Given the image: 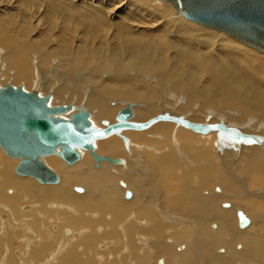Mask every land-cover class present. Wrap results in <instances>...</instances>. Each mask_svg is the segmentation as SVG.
Masks as SVG:
<instances>
[{
  "label": "bare ground",
  "instance_id": "obj_1",
  "mask_svg": "<svg viewBox=\"0 0 264 264\" xmlns=\"http://www.w3.org/2000/svg\"><path fill=\"white\" fill-rule=\"evenodd\" d=\"M74 1L81 3L82 0ZM7 2L11 0H0V6H6ZM159 2L165 4L152 9L141 3V0H108L112 12L110 15L114 18H119V10L125 11L133 7L151 18V24L144 26L145 31L141 32L131 30L142 28L134 23L129 27L119 28L120 38H139L134 39L133 42H124V51L129 56V60H124V63L119 52L109 54L107 61L113 64L115 76L116 72H119L118 80L115 76L108 77L115 78L113 85L105 86L93 75L91 93L84 98L86 102L82 103L84 106L81 107L89 113L91 124L101 128L102 120L107 121L108 124L114 123L117 111L122 108L121 106L130 103L133 104L130 122L143 123L167 112L170 117H180L184 121L188 119L192 124L223 123L225 126H235L246 135L255 133L264 135V123H262L264 119H259L264 118V81L261 79L259 69L264 61L254 58V53L233 45L217 33L246 46L232 36L186 20L167 0H159ZM153 10L157 14L150 16ZM28 17L35 29L36 15L29 10ZM85 21L89 33L95 36L98 24L93 19ZM187 22L206 30L197 29L198 27ZM157 27L161 29L156 30ZM141 37L150 40H153V37L162 40L171 38L172 40L165 42V46L175 51L176 62L155 60L152 57L154 47L143 42L144 38ZM0 40L4 43L11 41L4 32H0ZM89 42L90 40L79 49L74 50L72 47L68 51L67 45H63L60 48L62 57L67 60L71 51L75 54H91L92 57L94 54L96 57L93 59H100L105 49L98 46L91 49L92 47L88 45L93 41ZM20 44L17 39L10 44L14 47L13 63L19 75L14 77L16 82L26 78L29 73L24 58L25 49ZM31 45L33 43L29 44ZM219 49L223 52L219 57L214 59L207 57ZM69 61L71 62L70 58ZM129 69H134L140 77L153 76L155 84L135 78L136 74H128L131 72ZM103 76L104 74L101 78L106 79ZM38 85L39 82L36 81L32 90L36 94ZM244 85L248 92L239 93V89ZM169 87H172L174 94L166 92ZM45 90L47 94L49 88ZM60 94H64L61 89L55 90L52 94L53 100L62 98ZM182 94L186 95L184 99ZM163 95L164 98L160 99ZM173 96L181 99L175 98L176 100L171 101L169 98ZM110 100L117 104H107ZM180 100L184 102L183 105H180ZM77 102L80 103V97L76 98ZM49 103H53L52 101H48V106L53 105ZM169 103L171 104L168 105ZM60 104H64L63 99ZM230 106L238 109L240 113L229 109ZM235 113H238V116ZM247 115L256 116L259 120L253 124L255 121L251 118L256 117ZM66 117L67 115L64 116ZM236 122H243L244 127L236 125ZM174 124L157 121L144 130H123L119 134L127 139L126 147L123 146L120 138L114 135L93 142V152L97 156L113 159L120 157L128 163L122 166L112 167L101 162L102 165L104 164L102 168H93L92 158L87 151H80V160L71 166H65L54 156L44 158V164L58 176V181L54 185H41L31 178L15 175L13 168L16 160L6 158L0 151V175L3 177L0 179V229H9L5 235L2 234L6 237L2 239L4 245H7L10 234L20 233L15 239L19 244L15 255L21 259H16V263L58 264V259L71 245L93 230L101 238L119 232L124 241L122 253L116 256L104 257L111 248L114 247L113 250L116 248L117 243L114 239L103 240L98 244L99 255L94 259L95 261L98 259L99 264H104L108 258H111L110 261L120 260L122 256L124 261L126 259L124 255L132 256L133 259L131 252L136 250H140L138 257L141 258H136L138 264H157L158 259L162 264H166V260H172L174 264H264V250H262L264 249V147L259 144H242L230 135L223 136L222 140L215 144L216 135L219 134L217 132L210 131L212 133L207 135L198 134ZM205 144H208L207 148ZM212 145H215L217 156L221 160L220 165L226 171L225 175L219 173L216 158L211 153ZM245 148H250L248 153ZM186 151L192 156V158L189 156L191 161H187L182 156V152L189 155ZM201 154H204L208 161L201 159ZM235 156H238L239 161V167H233L236 176L227 172ZM242 157L247 160L243 166L251 169L252 172L247 174L245 169V174L240 178L238 173H244L240 163ZM182 165L186 167L183 169ZM132 168L136 169L139 176L128 173ZM168 177L172 186L165 189L163 183ZM185 183H192V186H188L192 189L183 188L181 185L186 186ZM234 183L243 187V196ZM119 184L121 187L118 186ZM79 185L98 190H92L90 196L81 188V192H78ZM256 186H260L257 194L256 189L251 188ZM114 188L117 192L112 191ZM214 188L217 193H213ZM125 191L129 192V198L123 197ZM121 193L124 201L121 200ZM199 193L202 201L204 200V206L197 203ZM49 201L58 203L47 205L46 208L61 210L56 213L64 217L65 223L59 218L60 222L69 224L76 231L64 228L62 225H54L57 230L55 249L48 258L34 262L28 255L33 252L36 243L41 244L46 241V227L41 215L47 218L44 214V204ZM222 203H224L223 207ZM78 211L83 213L84 217L79 216ZM105 211L110 213L103 215ZM237 212L247 217L246 226H238ZM70 213L76 216L75 221H68ZM48 214L52 212L48 211ZM113 214L118 220L124 218L116 225V232H113ZM55 215H51V220L56 218ZM88 215L95 218L91 220L92 224H88L85 220ZM207 223H211L210 227L213 231H207ZM2 224H5V227H1ZM236 225L244 230L238 231ZM61 230V241L72 234L74 236L61 243L59 242ZM139 238H143L144 241H140ZM19 240H22L23 244ZM238 244H241L242 248L236 251ZM80 250L83 252L82 248ZM4 251L8 254L3 255L2 252L0 264L9 262L10 250L6 248ZM222 251H224L223 255L217 253ZM156 258L157 260L153 262L152 259ZM255 258L258 260L256 263H254ZM81 260L83 261L82 258ZM66 262L72 263L73 256H68Z\"/></svg>",
  "mask_w": 264,
  "mask_h": 264
},
{
  "label": "rangeland",
  "instance_id": "obj_2",
  "mask_svg": "<svg viewBox=\"0 0 264 264\" xmlns=\"http://www.w3.org/2000/svg\"><path fill=\"white\" fill-rule=\"evenodd\" d=\"M5 1H8V0H5ZM141 3L145 4V6L150 7L152 9H156L160 5L165 4V3H160L159 0H141ZM53 8H55L56 10H54ZM29 10H31L36 15V18H37L35 19V25H36L35 29H34V25L31 24V21L28 17ZM111 13H112L111 5L108 4V0L107 1L106 0H82L81 3H78L77 1H74V0H68V1L67 0H11V2H7L6 6H0V32H4L6 34V37L11 39L9 43H4L3 41L0 40V86H3L5 84H9L11 86L21 85L24 91H32L34 88V84L37 81L39 82L38 92H37L38 96L41 94H45L46 92L45 89L47 87L49 88L47 92L50 95L49 101L53 102L49 104L61 105L60 102H61V99H63L64 104H71L72 111L75 107H83L84 105H82V103L86 102L84 101V98L88 97L92 90L91 86H92L93 75L105 86L113 85L114 84L113 81H115L114 79L116 77L118 80L119 72H116L117 75L115 76V69L112 68L113 64L107 61L109 54L117 51L121 55L123 63H124V60L126 61L129 60L128 54L124 51V42H133L134 39L139 38V37L120 38L119 35L121 34V32L119 28L124 27V26L129 27L131 23H134V24H138L142 28L131 29V30L134 32H141V31H145L144 26L151 24V18H149L145 13L135 10L133 7H130L128 8V10H125V11L119 10L118 11L119 18H114L112 15H110ZM150 14H151L150 16H154L157 14V12L153 10L150 12ZM87 19H93L98 24V28H96L97 32L95 36L94 35L91 36V34L89 33L90 30L88 29V25L85 21ZM189 24H192V23H189ZM194 26L198 27L197 29H203L202 27H199L197 25H194ZM155 29L160 30L161 28L157 27ZM203 30H206V29H203ZM217 34L221 35V37H223L227 41H230V43H232L233 45L239 46L249 51L250 53H254L255 54L254 58H259L261 59V61H264V55L235 42L234 40L228 38L227 36L223 34H220V33H217ZM141 38H144L143 42L151 44L154 47V51L152 52V57L155 60L163 59V60L168 61L169 63L176 62L177 57H176L175 51L165 46V42L167 40H172L171 38L168 37L165 40H162L159 37H153V40H150L146 37H141ZM16 39L20 41L21 43L20 45L23 46V48L25 49L24 58L27 62L26 63L27 67H29L28 76L26 78H23V80L22 79L19 80L20 82H16L14 78L15 75L18 77L19 75L16 72V69L13 63L14 47L10 45L11 43H14ZM31 39L32 41H29ZM89 40L90 42L93 41V43L89 42L90 45H88L89 47H92L91 49H93V47L97 48V46L99 48L101 47L105 49V52L102 53L100 59H97V60L93 59L94 57H96L94 54L92 57L91 54H87V55L75 54L71 51L68 54L69 57H67V60L66 58L62 57L63 55L61 54L60 48H62L63 45H67V51L68 49L70 50L72 47H73L72 49L75 50V48L79 49L85 44H87ZM30 43H33V45L29 46ZM222 53L223 52L219 49L217 52H214V54H209L207 57L214 59V58L219 57ZM69 58L71 62L69 61ZM67 68L69 71L66 70ZM259 69L261 70V79L264 81V64H260ZM129 71L131 72H129L128 74H133V75L136 74L135 78H140L145 83H150L152 85L155 84V79L153 76H147V77L141 76L140 77L134 69H129ZM103 74H104L103 77H106V79L101 78ZM114 76L115 78H108V77H114ZM129 77H134V76H129ZM171 88L172 87H169L168 88L169 90L166 92H172ZM57 89H61L64 94L63 95L60 94L62 98H60L59 100H56L57 98L53 100L52 94ZM122 89H124V86L122 87ZM239 90H240L239 93L248 92V89L245 85L242 89H239ZM172 94L174 93L172 92ZM182 96L184 99L186 95L182 94ZM78 97H80V103L78 102L76 103V98ZM69 98H71L70 101H69ZM162 98H164V95L160 97V99ZM175 98L181 99V97L177 98L176 96L170 97L169 99L173 101V99ZM108 103H111V105H113L116 102L110 100L107 102V104ZM183 103L184 102L180 100V105H183ZM170 104L171 103H169L168 105ZM116 106H112V107H116ZM229 109L236 110L234 107L232 108V106H230ZM236 111L240 113L238 109ZM235 114L238 116V113H235ZM247 116L256 117L253 115H247ZM243 119H246V118H243ZM252 119L253 121H255L253 124H256L259 119H264V118L258 119V117H256V118H251V120ZM185 120L186 122H189L188 119H185ZM262 123H264V121ZM220 124L224 125L223 123H220ZM235 124L241 125V128L244 127L243 122H236ZM174 126H176V124H174ZM225 127L233 128L235 130H238L240 133L245 134L241 130L237 129L235 126L227 125ZM212 132H207L204 134L207 135ZM247 135H256L259 137L260 136L264 137V135H259L256 133L247 134ZM205 145H207L205 146V148H207L208 144H205ZM212 146H213L212 148L213 152L211 151V153L216 158L215 161L217 163L216 166L219 168V173L222 175H225L226 171H224L220 165L221 160L217 156L215 145H212ZM132 148L135 149V147H132ZM245 149H246V152L248 153V150L250 148L249 149L245 148ZM160 151L163 152V150H160ZM145 152H148V151H145ZM203 152H208V151H203ZM186 153L188 152L186 151ZM181 154L184 157V159H186L187 161L192 160L189 158V156L192 158V156L189 153H188L189 155L183 152ZM244 155L245 154H242V156ZM200 158L205 161H208L204 157V154H201ZM232 160L233 161L231 162L230 167L227 169V172L229 174L235 175V170L233 169V167L238 166V162H239L238 156H235ZM125 163L127 162L124 161V164ZM132 163L133 165H135L134 160H132ZM240 163L242 164V169L244 173H238V175L240 176V178H242L243 174H245L246 171H247V174H250L252 171L251 169H246L243 166V164L247 163V160L244 159L243 157L240 160ZM103 166L104 164L102 165V163H99V168H102ZM185 167H186L185 165L184 166L182 165L183 169ZM128 173H135L136 176H139L137 174L136 169H133V168L131 170H128ZM0 179H3L1 175H0ZM208 181L211 182L210 180ZM185 184L186 186H183V185L181 186L183 188H187L188 186L193 185L192 183H185ZM235 185H236V188L242 192V193L240 192L241 196H243L244 195L243 187L237 184ZM118 186L121 187L120 184ZM136 186H137V183H136ZM170 186H172V183L169 181V177H168L164 181L163 187L167 189ZM79 187L82 190H84L85 193L87 192L89 194L91 193L92 190H98V189H87L85 186H81V185H79ZM137 187L139 190H141L139 186ZM4 188H5V185L3 183V189ZM188 188L192 189L190 187ZM251 188L252 189L255 188L256 189L255 193L257 194L258 190L260 189V186L251 187ZM112 191L117 192V189L114 188ZM9 192H11V190H9ZM132 192L134 191L132 190ZM217 192L218 191L215 192V188H214L213 193H217ZM120 196H121V200H123L122 193L120 194ZM91 198L96 199L94 197H91ZM23 200H25V198H23ZM197 200H199V202H197L198 205L204 206L203 205L204 200L202 201V197L200 196V193L198 195ZM26 203L28 204V201H26ZM55 203H58V202L49 201L48 203L44 204V210H45L44 214H46L47 218H45V216L42 214L41 219L44 224V227H46V241L41 244L36 243V246L33 249V252L29 253L28 257L30 258V260L31 258H33L32 261L34 262L41 261L43 258L44 259L48 258L53 252V250L55 249L56 240H57V235H56L57 230L54 225L56 226L62 225L64 228L69 227L72 229V231H76L69 224H63L60 222L59 218H61V220L65 223L64 217L61 214L56 213V212H60L61 210H55L56 208L50 209L49 207L46 208L47 205H52ZM223 204L224 203H222V207H223ZM29 206H32V205H29ZM205 210L206 209L204 208L203 211ZM48 211H51L52 214H48ZM78 212H79V216L80 215L83 216L82 215L83 213H81L80 211ZM107 213H110V211H105L102 214L104 215ZM54 214H56L55 215L56 218L54 220H51V215H54ZM68 216H69L68 217L69 222L76 220V216H73L72 213L68 214ZM92 219H95L94 216L88 215L85 217V220L88 224H92L91 223ZM122 220H124V218L118 220V218L114 215V218H113L114 231L113 232H116L115 227ZM173 221L174 220H172V222ZM204 224L205 223L203 222L202 225ZM210 224L207 225L208 232L213 231V229H211L210 227L211 226ZM1 227H5V224H2ZM212 227L215 228L214 226ZM237 228L239 227L236 225V229ZM2 229H0V255L2 254V252H4L3 255H7L8 252L4 250L6 248H9L10 256H9L8 264H17L16 259L20 260L21 258H17L16 257L17 255H15V252H17L16 248L19 247V244L18 242L15 241V239L17 236L20 235V233L10 234L9 238H7V245H4V243H2V239L6 238L4 237V235L6 231L7 232L9 231V229H3V230ZM237 230L243 231L244 229L239 228ZM101 231H98V232H101ZM98 232L97 234H99ZM61 236H62V230L59 236V240H60L59 242L62 243L65 240L72 238L74 234H72L70 237H67L63 241H61ZM110 239H114L117 243V246L114 250H113L114 248L113 247L111 248L109 252L105 253L104 257H107L108 255L116 256L122 253L123 251L122 247H124V241L119 232L118 233L116 232L115 235L108 234L101 238V237H98V235H96L93 232V230H91L90 234L86 235L84 238H82L78 242L71 245V247L65 252V254L60 259H58V264H99L100 261L98 259H96L95 261L94 259L95 256L99 255V252H98L99 249L97 245L100 244L103 240H110ZM139 239L140 241H144L143 238H139ZM19 241L21 242V244H23L22 240H19ZM106 245H109V244H106ZM238 245L239 246L235 248L236 251H239L240 248H242L241 244H238ZM80 248L83 249V252L82 250H80ZM137 248H139L138 245H137ZM139 251L140 250L138 251L136 250L133 253L131 252V254L134 256L133 259H132V256L124 255L126 256V259L124 261L122 260L123 256L120 260L110 261L111 258L110 259L108 258V261H106L104 264H132V263L138 264L136 258H141V257H138ZM217 253L223 255L224 251H222V253L221 252H217ZM70 255L73 256L72 263L66 262V258ZM80 258H82L83 261L82 260L80 261ZM152 260L153 262H155L157 258L152 259ZM257 261H258L257 258H255L254 263H256ZM249 262H252V261H249ZM166 264H174V263L172 260H166Z\"/></svg>",
  "mask_w": 264,
  "mask_h": 264
},
{
  "label": "water",
  "instance_id": "obj_3",
  "mask_svg": "<svg viewBox=\"0 0 264 264\" xmlns=\"http://www.w3.org/2000/svg\"><path fill=\"white\" fill-rule=\"evenodd\" d=\"M186 20L232 36L238 42L264 54V0H167ZM50 95L38 96L33 91H24L21 85L0 86V151L9 159L16 160L13 173L28 177L38 184L54 185L58 176L43 162L54 156L65 166L80 160V151H87L92 158V167L103 162L122 166L120 157L97 156L93 142L107 136H117L123 146L127 139L119 133L123 130L140 131L157 121H167L195 133L210 131L216 135L215 144L222 137L234 136L242 144H259L264 147V137L246 135L222 124L198 125L179 117L162 113L143 123L130 122L133 104H126L115 115L114 123L101 121L97 128L89 121L88 112L71 104L48 106ZM67 115L66 118L64 116ZM81 192L80 189H77ZM125 191L124 197L129 198ZM238 226L244 227L248 220L237 212ZM161 264V261L158 262Z\"/></svg>",
  "mask_w": 264,
  "mask_h": 264
},
{
  "label": "flooded vegetation",
  "instance_id": "obj_4",
  "mask_svg": "<svg viewBox=\"0 0 264 264\" xmlns=\"http://www.w3.org/2000/svg\"><path fill=\"white\" fill-rule=\"evenodd\" d=\"M78 189H80V187H79ZM127 192H128V191H127ZM123 197H124V196H123ZM124 198H125V197H124ZM159 261H161V260H160V259H159V260H157V264H158V262H159ZM161 264H162V262H161Z\"/></svg>",
  "mask_w": 264,
  "mask_h": 264
},
{
  "label": "crops",
  "instance_id": "obj_5",
  "mask_svg": "<svg viewBox=\"0 0 264 264\" xmlns=\"http://www.w3.org/2000/svg\"><path fill=\"white\" fill-rule=\"evenodd\" d=\"M67 228H69V227H67ZM71 229V228H70ZM72 230V229H71Z\"/></svg>",
  "mask_w": 264,
  "mask_h": 264
}]
</instances>
